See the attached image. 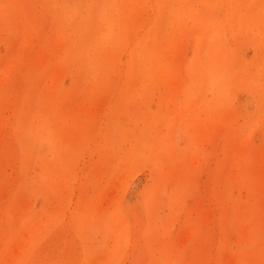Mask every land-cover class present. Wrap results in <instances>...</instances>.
Masks as SVG:
<instances>
[{
	"label": "rangeland",
	"instance_id": "rangeland-1",
	"mask_svg": "<svg viewBox=\"0 0 264 264\" xmlns=\"http://www.w3.org/2000/svg\"><path fill=\"white\" fill-rule=\"evenodd\" d=\"M0 264H264V0H0Z\"/></svg>",
	"mask_w": 264,
	"mask_h": 264
},
{
	"label": "bare ground",
	"instance_id": "bare-ground-1",
	"mask_svg": "<svg viewBox=\"0 0 264 264\" xmlns=\"http://www.w3.org/2000/svg\"><path fill=\"white\" fill-rule=\"evenodd\" d=\"M183 1H189V0H183ZM217 2V1H216ZM181 8H182V6L179 4V6L178 7H176V8H174L175 9V11H177V12H179L180 10H181ZM2 11H3V13H6L5 11H6V9L4 8V9H2ZM162 12V11H161ZM131 19V18H130ZM234 25H235V23H234ZM172 28H174L173 27V23H172ZM62 31H63V29H62ZM112 32H111V35H112V33H113V30H111ZM61 32V31H60ZM174 34V30L170 33V36H172ZM110 35V34H109ZM109 35H104V40H110V37H109ZM61 36H63L62 34H61ZM215 40V39H214ZM213 40V41H214ZM171 43H173V40H171ZM109 63V62H108ZM199 63H200V59H199V61H198V64L197 65H199ZM203 70L202 69H199L198 71H197V73H198V75H199V77L202 75V72ZM237 100V99H236ZM9 121V120H8ZM34 132V131H33ZM125 254H127V253H125Z\"/></svg>",
	"mask_w": 264,
	"mask_h": 264
}]
</instances>
